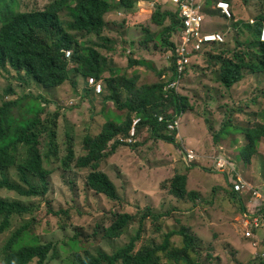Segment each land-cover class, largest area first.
<instances>
[{"label":"rangeland","instance_id":"374dc122","mask_svg":"<svg viewBox=\"0 0 264 264\" xmlns=\"http://www.w3.org/2000/svg\"><path fill=\"white\" fill-rule=\"evenodd\" d=\"M57 1L59 0H0V10L4 11L8 6L14 12H42ZM201 1L204 3V0ZM211 1L215 3L219 0ZM226 1L231 4V19L220 17L219 11L212 8L205 9L206 14L214 11L217 14H207L205 30L225 34L224 49L228 53L220 54L225 59L240 51H247V39L252 37L245 24H252L251 20L255 21L260 15L264 16V0ZM143 8L146 10L141 9L142 15L139 14L136 21L146 25L150 23L147 27L152 31L156 30L150 17L146 16L153 13L154 7L145 2ZM60 18L63 23L71 21L66 12L61 13ZM131 31L129 41L136 46L119 44L118 54H123L127 49V53L131 52L135 58L142 57L144 51L139 42L142 40V28H133ZM106 32L109 33L108 30ZM78 38L88 41L80 35ZM100 41L95 43L103 44ZM102 50L106 57L112 58L110 53ZM224 58L195 60L194 67L177 86V92L188 98L191 108L181 115L180 147L155 142L147 129L142 128L137 144L119 148L104 162L106 173L119 189L120 201L110 200L89 189L86 184L89 170L75 169L65 172L62 167V159L68 154L69 146H74L77 156L85 154V138L89 135L97 136L102 127L97 119L103 115L99 107L106 109L108 104L102 99L96 104L88 100V90L91 89L83 80L80 81L77 91L71 84L52 91L38 86L25 74H17L10 68L7 71L0 70V106L3 101L34 96L45 98L49 102L45 120L59 116L57 154L51 155L46 165L52 171L49 193L42 197H30L16 190L0 188V197L20 200L34 209L30 214L16 216L11 228L0 236V264L7 241L27 222L33 224L32 233L42 243L54 242L57 245L47 264H76L84 257L86 250L95 254L100 251L112 254L137 235L142 214L148 208L162 217L154 222L151 218L145 220L138 250L142 246L160 245L167 232L186 226L200 240L202 264H257L259 259H264V232H258L254 238L244 237L241 228L244 211L240 204L229 198L226 191L230 189L220 190V185L226 186V183L221 175L223 173L217 170L214 159L218 156L226 157L236 171L252 184L264 181V138L259 143L258 152L248 162L240 156L241 149L247 142L239 130L264 123V73L244 71V79L233 88L226 89L219 82ZM148 73L149 71L147 75ZM152 75L148 77L150 81L156 79L155 74ZM9 89L15 92L14 96L6 94ZM111 108H115V105L112 104ZM19 113L20 111L14 112L15 117ZM114 114L110 117L116 118ZM226 125L229 126L228 134L220 137L215 144L214 136ZM50 143L47 135L42 137L45 154H48ZM188 150H193L197 157L191 164L186 161ZM26 154L22 153L20 160L22 156L26 158ZM177 173L188 175V191L198 194L194 204L189 199H176L167 190L169 181ZM3 176L12 183L27 187L21 180L19 166L0 170V180ZM31 179L36 185H40L39 178L31 175ZM51 210L61 213L54 215ZM124 212L136 215V221L121 238H107L105 229L112 225L117 214ZM171 241L173 247L182 246L180 236H174ZM160 255L162 264H170L164 253Z\"/></svg>","mask_w":264,"mask_h":264},{"label":"trees","instance_id":"16d2710c","mask_svg":"<svg viewBox=\"0 0 264 264\" xmlns=\"http://www.w3.org/2000/svg\"><path fill=\"white\" fill-rule=\"evenodd\" d=\"M141 1L59 0L42 12H14L8 6L4 11L0 10V70L7 71L10 68L17 74H25L38 86L52 91H58L66 84H71L77 91L80 81L83 80L91 89V91L88 90V100L95 104V101L99 102V99H102L105 104L115 105V111L110 114L107 112L108 108L103 107L106 123L97 136L89 135L85 138V154L77 156L74 146L71 145L68 148V154L62 159L65 172L75 169L89 170L86 180L88 188L113 201L121 200L119 189L109 174L102 170V165L119 148L130 147L123 140L129 139L134 121L142 120L139 137L142 128H146L155 142L177 148V146L180 147L179 135L181 134L179 131L170 132L168 125L191 109L186 96L175 90H165V87L177 78L174 60L161 69L157 65L159 56L164 58L167 52L173 53L176 40L182 32V20L176 5L167 1L154 6L150 20L156 26V30L152 31L147 27L151 25L150 23L141 24L142 40L139 42L144 51L142 57L135 58L131 52L128 54L125 48H123V54H118L119 44L136 46L134 42L126 38L125 31H119L122 37L111 36L106 32L109 27V22L106 20L108 14L115 11L133 14ZM219 1L213 3L211 0H204V14L217 16L215 11L206 14L205 9L212 8L219 11L220 17L231 19L233 14L228 18L219 9L214 8ZM63 12L70 17L69 23L62 22L60 14ZM257 19L252 24L249 22L245 24L252 37L247 39V51H240L231 58L225 59L220 54L228 53L224 49L226 39L222 44L206 45L187 67L183 79L198 59L204 61L224 58L220 68L219 82L226 89H231L240 83L244 79V71L253 74L264 73V41L260 39L264 16L260 15ZM205 23L206 18L204 29ZM79 35L87 38L88 41L79 39ZM98 40H101L103 44H96ZM115 43L116 46H113ZM102 49L110 53L112 58L106 57ZM66 51H72L71 59L67 58ZM253 59L257 61L254 62ZM147 71H149L148 74H155L156 79L150 81ZM91 78L104 85L102 95H97L89 85ZM6 94L14 96L15 92L9 89ZM48 105L49 102L45 98L34 96L2 102L0 106V170L19 166L21 180L28 188L12 183L5 176L0 180V188L16 190L30 197H42L49 193L52 171L46 165L49 157L57 154L59 116L45 120ZM17 111L20 113L18 117H15L14 112ZM113 114L117 117H110ZM160 118L164 121L160 122ZM228 130L229 126L226 125L214 136L215 144L220 137L228 134ZM239 130L247 142L241 149L240 156L250 162L252 156L258 152L259 143L264 138V123L253 124ZM45 135L51 140L48 154H45L42 149V137ZM24 152L27 153L26 158L22 156L20 160ZM194 167L196 168L197 165ZM221 173L226 186L220 185V190L230 189L226 193L229 198L240 204L244 214L248 210L246 199L233 188L236 172ZM31 175L40 179V185L33 182ZM187 181V174L177 173L169 181L167 190L176 199H189L190 202L195 203L198 194L188 191ZM165 188L164 186L163 189ZM33 211L30 205L20 200L0 197V236L11 228L16 216H24ZM146 211L142 214L137 235L129 243L112 254L106 251L95 254L86 250L84 257L80 258L76 264H162L161 253L165 254L170 264H202L200 240L186 226L167 232L162 244L142 246L138 250L145 220L151 218L154 222L162 217L150 208ZM51 212L54 215L61 213V211L53 210ZM136 219V215L128 212L117 214L112 225L105 229V236L112 240L121 238ZM32 226L33 224L27 222L12 234L4 246L2 264H32L34 262L47 264L51 253H55L57 245L54 242L42 243L39 237L32 233ZM174 236L182 238L180 248L173 247L171 239ZM75 242L77 244V238ZM255 260L258 261V259ZM257 264H264V259H259Z\"/></svg>","mask_w":264,"mask_h":264},{"label":"built area","instance_id":"2783aa9c","mask_svg":"<svg viewBox=\"0 0 264 264\" xmlns=\"http://www.w3.org/2000/svg\"><path fill=\"white\" fill-rule=\"evenodd\" d=\"M170 1L178 7L180 18L182 20V32L176 40V48L171 52L170 58L175 65V72L177 78L171 81L165 90L177 91V86L182 82L183 75L187 67L196 58L197 53L200 52L206 45L222 44L225 42V34L222 32H208L204 29V22L206 15L203 12L204 3L201 0H142V2L151 3L154 7L160 2ZM219 9L222 14L228 18L232 17L231 6L227 1H219L214 7ZM254 23V21H251ZM261 41H264V24L260 33ZM67 58L71 59L73 53L66 52ZM171 61V62H172ZM165 78V76H164ZM89 85L93 88L97 95L104 93V85L91 78ZM163 122V118L159 119ZM142 123L141 119H136L129 139L123 142L134 145L139 140V127ZM181 123V116L173 123L168 125L170 132L179 131ZM196 155L193 150L186 152V161L191 164L196 160ZM215 159L216 168L221 172H236V180L233 184L234 191L239 193L246 199L247 212L242 215L241 228L243 235L246 238H254L257 231L264 230V184L262 186H255L242 175H240L230 161L224 156H218Z\"/></svg>","mask_w":264,"mask_h":264},{"label":"crops","instance_id":"0c3cea01","mask_svg":"<svg viewBox=\"0 0 264 264\" xmlns=\"http://www.w3.org/2000/svg\"><path fill=\"white\" fill-rule=\"evenodd\" d=\"M143 6H145V2H140L139 3V6H138V9L135 11V13H133V14H127L125 11H115V12H112V13H110V14H108L107 16H106V20L109 22V27L107 28V30L109 31V34L111 35V36H117V35H119V36H121L122 37V35H120L119 33V31L120 30H123V31H125L126 32V38L128 39V40H130L131 39V29H133V28H137V27H141V24L142 23H139V22H137L136 20L137 19H135L139 14L140 15H142L141 14V9L142 10H146L145 8H143ZM151 15H152V13H151ZM151 15H147L146 14V16H149V17H151ZM127 19V22H125V20ZM106 30V31H107ZM124 33V32H123ZM131 42V41H130ZM170 52H167L166 54H165V56L167 57L166 59H164V58H162L161 56H159V58L157 59V65H158V67L161 69V68H164L165 66H167L169 63H170V61H172L171 60V58H170ZM148 77L149 76H153L152 74H148L147 75ZM156 77V76H155ZM98 102V100L97 101H95V104ZM111 105H112V103H108V113L110 114L111 112H113V111H115V108H111ZM99 109H102L101 111H102V113H103V115H102V117L101 118H97L98 119V121L100 122V124L102 125V127H103V125L106 123V120L105 119H103V116H104V108H101V107H99ZM101 127V128H102ZM113 156V155H112ZM113 158V157H112ZM112 158L110 159V160H112ZM109 159V158H108ZM102 170L103 171H105V169H104V163H103V165H102ZM106 172V171H105ZM110 176V175H109ZM245 178V177H244ZM246 179V178H245ZM264 184V181L263 182H260V183H258V184H253V185H255V186H262ZM261 232H264V230H262ZM256 237V236H255ZM252 250V249H251Z\"/></svg>","mask_w":264,"mask_h":264},{"label":"clouds","instance_id":"9594fccd","mask_svg":"<svg viewBox=\"0 0 264 264\" xmlns=\"http://www.w3.org/2000/svg\"><path fill=\"white\" fill-rule=\"evenodd\" d=\"M142 2V1H141ZM228 2V1H227ZM230 4V3H229ZM216 6V5H215ZM231 6V5H230ZM252 21V20H251ZM252 23V22H251ZM264 24V23H263ZM263 26V25H262ZM67 52V51H66ZM72 52V51H71Z\"/></svg>","mask_w":264,"mask_h":264}]
</instances>
